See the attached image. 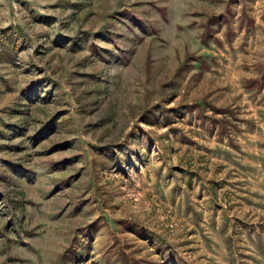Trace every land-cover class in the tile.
Instances as JSON below:
<instances>
[{"label":"rangeland","instance_id":"1","mask_svg":"<svg viewBox=\"0 0 264 264\" xmlns=\"http://www.w3.org/2000/svg\"><path fill=\"white\" fill-rule=\"evenodd\" d=\"M0 264H264V0H0Z\"/></svg>","mask_w":264,"mask_h":264}]
</instances>
